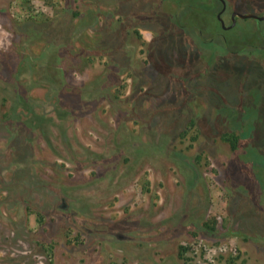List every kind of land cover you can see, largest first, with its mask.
<instances>
[{
  "label": "rangeland",
  "instance_id": "374dc122",
  "mask_svg": "<svg viewBox=\"0 0 264 264\" xmlns=\"http://www.w3.org/2000/svg\"><path fill=\"white\" fill-rule=\"evenodd\" d=\"M197 1L0 0V264H264V52Z\"/></svg>",
  "mask_w": 264,
  "mask_h": 264
},
{
  "label": "flooded vegetation",
  "instance_id": "af4514ba",
  "mask_svg": "<svg viewBox=\"0 0 264 264\" xmlns=\"http://www.w3.org/2000/svg\"><path fill=\"white\" fill-rule=\"evenodd\" d=\"M215 1L216 5L215 8L216 10H211L208 13L207 7L205 4H203V0H199L196 3H194V6H192L193 11H197L202 13V15H208L207 17L210 16V18H212V24H216L217 25V31L212 27V30L210 31L211 36L210 38L216 37L222 41H227L229 44V47L227 45H224V47H222L221 45H219V47L214 46V48H212L214 51H218L220 53L225 52V55H220L221 60L224 57H231V56H236L239 55L240 53H243L244 51H249L250 54L251 53H257L258 51L260 52H264V47L262 48H258V45L261 44V42L264 41V30L261 24L264 23V18L263 19H254L252 17H248V18H239L237 15H233V13L237 12V13H250V14H254L257 16H262L264 15V10H261L259 13H255L252 11H243V12H239L238 10H231L230 14L228 16V18H225L224 14L227 12V0H223L224 4L222 3L221 0H212ZM204 8L205 11H204ZM232 7H234L236 9V7L233 5ZM192 11V12H193ZM225 20L228 21V23H225ZM238 20H242V21H248V20H255L258 23V27H254L252 29V35L251 37L247 38L249 39L250 43H249V47L245 48L243 45H241L239 43L238 48L233 47L232 44H230L229 39L226 36V31H230V30H235L237 29L240 25H237V21ZM213 45V44H212ZM240 50V53L239 51ZM251 59H248L246 61H250Z\"/></svg>",
  "mask_w": 264,
  "mask_h": 264
},
{
  "label": "water",
  "instance_id": "95a60500",
  "mask_svg": "<svg viewBox=\"0 0 264 264\" xmlns=\"http://www.w3.org/2000/svg\"><path fill=\"white\" fill-rule=\"evenodd\" d=\"M221 1H222V3L224 4V1H223V0H221ZM234 15H237L239 18H248V17H252V18H254V19H263V18H264V15H262V16H257V15L250 14V13L242 14V13H237V12H235V13H233L232 16H234Z\"/></svg>",
  "mask_w": 264,
  "mask_h": 264
},
{
  "label": "trees",
  "instance_id": "16d2710c",
  "mask_svg": "<svg viewBox=\"0 0 264 264\" xmlns=\"http://www.w3.org/2000/svg\"><path fill=\"white\" fill-rule=\"evenodd\" d=\"M193 3H194V2H193ZM193 3L191 2L190 5L188 6V9H189L190 11H193V8H192V6H194ZM203 9H204V11H205L206 8L203 7ZM216 43L219 44V45H221L222 47H224V45H227V46L229 47V44H228L227 41H222V40L218 39Z\"/></svg>",
  "mask_w": 264,
  "mask_h": 264
}]
</instances>
